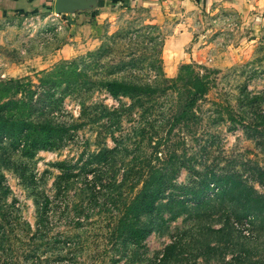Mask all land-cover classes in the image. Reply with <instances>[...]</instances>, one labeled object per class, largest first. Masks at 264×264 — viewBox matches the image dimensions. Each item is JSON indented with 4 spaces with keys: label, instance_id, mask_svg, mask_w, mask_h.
I'll use <instances>...</instances> for the list:
<instances>
[{
    "label": "rangeland",
    "instance_id": "rangeland-1",
    "mask_svg": "<svg viewBox=\"0 0 264 264\" xmlns=\"http://www.w3.org/2000/svg\"><path fill=\"white\" fill-rule=\"evenodd\" d=\"M5 9L0 80H29L43 109L36 118L68 130L31 155L0 141V264H264V207L243 216V201L221 200L220 184L193 199L212 174L264 199V0H199L187 10L198 48L209 46L200 57L210 83L180 121L184 101L172 89L130 99L105 87L171 83L161 58L167 28L145 21L144 9H109L97 33L52 9ZM46 70L62 80L48 91L39 84ZM152 169L170 185L142 217L149 234L127 240L120 220ZM173 199L186 204L176 218Z\"/></svg>",
    "mask_w": 264,
    "mask_h": 264
},
{
    "label": "trees",
    "instance_id": "trees-1",
    "mask_svg": "<svg viewBox=\"0 0 264 264\" xmlns=\"http://www.w3.org/2000/svg\"><path fill=\"white\" fill-rule=\"evenodd\" d=\"M194 64L207 74L195 72L191 63H184L180 65L175 77L166 78L163 76L165 81L171 82L166 87L157 88L124 81H109L105 84V87L113 97L126 96L130 99L152 95L157 91L165 93L168 89H172L184 101L183 111L176 116V120L180 121L186 117L189 110L209 90L210 81L208 76L210 71L202 64ZM24 80L22 81L19 78L0 80V141L10 138V141L16 143V146L22 145L26 149V153L31 155L36 149L53 147L55 142L62 138L68 129L63 124L54 123L49 117L36 118L37 114H41L43 109L38 107L37 99H34L37 90L32 88L29 80ZM39 81L40 87H46V91H48L50 88L53 89L56 85H59L62 80L52 77L51 72L46 70ZM159 173L158 170H151L150 177L152 180L147 182L141 190L138 201L129 205L130 213L124 214L120 220L118 233L122 238L140 242L149 234L150 230L143 222L142 217L151 214L158 208L160 200L170 185L168 180L162 181L160 178L156 180L152 177ZM2 178L3 176L0 174V180ZM200 182V187L195 188L193 191L194 200L201 199L204 190L215 189V185L220 184L221 191L219 194L221 200L226 196H231L230 200L243 201V208L237 210L239 213H244L243 216L257 215L263 211L264 199L256 194L252 186L247 187L232 176L215 177L212 174L211 178L202 179ZM244 190L249 191L247 198L241 197ZM166 205L171 213L170 218H176L186 210L184 200L173 199Z\"/></svg>",
    "mask_w": 264,
    "mask_h": 264
},
{
    "label": "crops",
    "instance_id": "crops-1",
    "mask_svg": "<svg viewBox=\"0 0 264 264\" xmlns=\"http://www.w3.org/2000/svg\"><path fill=\"white\" fill-rule=\"evenodd\" d=\"M55 0H2L1 7H6L4 12H20L24 9L44 10L52 9L54 12ZM199 0H97L94 5L76 9L64 16L66 22L74 25L78 21L82 24L79 28L93 32H100L103 15L112 14L121 7H138L144 9L148 16L145 21L157 24L159 28H167L162 43L164 71L168 77H174L178 67L184 63L195 61L202 63L200 55L209 46L198 48L200 44L195 41L198 36L188 24L187 10L197 8ZM35 9H34V8Z\"/></svg>",
    "mask_w": 264,
    "mask_h": 264
},
{
    "label": "water",
    "instance_id": "water-1",
    "mask_svg": "<svg viewBox=\"0 0 264 264\" xmlns=\"http://www.w3.org/2000/svg\"><path fill=\"white\" fill-rule=\"evenodd\" d=\"M97 0H55L54 13L57 15L69 13L76 9L94 5Z\"/></svg>",
    "mask_w": 264,
    "mask_h": 264
}]
</instances>
